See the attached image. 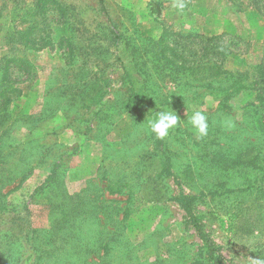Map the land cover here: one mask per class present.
I'll return each mask as SVG.
<instances>
[{
	"label": "rangeland",
	"instance_id": "rangeland-1",
	"mask_svg": "<svg viewBox=\"0 0 264 264\" xmlns=\"http://www.w3.org/2000/svg\"><path fill=\"white\" fill-rule=\"evenodd\" d=\"M176 2L0 0V264H213L194 222L216 264H264V0ZM226 51L250 88L218 106L196 63Z\"/></svg>",
	"mask_w": 264,
	"mask_h": 264
},
{
	"label": "trees",
	"instance_id": "trees-1",
	"mask_svg": "<svg viewBox=\"0 0 264 264\" xmlns=\"http://www.w3.org/2000/svg\"><path fill=\"white\" fill-rule=\"evenodd\" d=\"M213 36H210V37H213ZM228 54H232V53H230V51H226L224 59L219 63L212 64L209 61L196 63L197 69L199 68L200 70L204 71L205 69L208 68V69H211L212 71H214V73H212V80L210 79L209 81H205L204 84L211 87L212 89H217L220 91V93L218 95L215 94V96H217V98H218L217 99L218 100V106L219 105L224 106L227 102V99H229L231 96L235 95L236 93H238L239 91H241L243 89H249L250 88L249 85L244 83L245 82L244 81L245 76L242 73H239L238 71L228 70V69L224 68L223 63L225 62V59L227 58ZM217 74H218L220 79L218 81H216L218 85L215 86V85H213V82H214V79H215ZM201 79L205 80L206 77H200L197 80H201ZM259 91L257 88H255L256 95H259ZM157 111L160 112L161 109H157ZM206 118H207V121H208V119L211 118L210 113L206 115ZM217 136H218V132L215 131L214 127L209 126L207 135L202 136L200 138H201V140L202 139L205 140V138H207V140L204 141V145H205V148L206 147L209 148L213 144H218ZM248 143H251V144H254V146H257L256 141L247 140L246 142L244 141V142H240L236 145H231L228 148L231 151V150H235L237 148L239 149L243 145H247ZM218 145L219 146H217V147L219 149H222V145H220V144H218ZM15 151L16 150L6 151V153L4 155V159L1 158V161H4L5 163H7L9 154H13ZM158 156H160L163 159L165 165L166 164L168 165L169 155L165 149H163V148L159 149ZM242 160L243 161L245 160L244 155H243ZM9 167H10V164H7L6 168L9 169ZM3 169H5V166L1 165L0 171H2ZM194 226H195V229L197 230V232L199 234V237L203 243V246L205 247L207 260H209L213 264H216L215 256L213 253L212 243L203 236V234L201 233L200 228L196 222H194ZM112 233H114V231H112Z\"/></svg>",
	"mask_w": 264,
	"mask_h": 264
},
{
	"label": "clouds",
	"instance_id": "clouds-1",
	"mask_svg": "<svg viewBox=\"0 0 264 264\" xmlns=\"http://www.w3.org/2000/svg\"><path fill=\"white\" fill-rule=\"evenodd\" d=\"M175 7L179 10L185 8L182 0H177ZM189 123L194 132L199 136H205L208 132L207 118L200 111H194L188 118ZM180 118L175 111H160L154 119L148 121V128L151 133L155 134L156 138L163 139L169 133V130L178 124Z\"/></svg>",
	"mask_w": 264,
	"mask_h": 264
},
{
	"label": "crops",
	"instance_id": "crops-1",
	"mask_svg": "<svg viewBox=\"0 0 264 264\" xmlns=\"http://www.w3.org/2000/svg\"><path fill=\"white\" fill-rule=\"evenodd\" d=\"M209 25H211V28H217L218 31H209V32H204L203 34L207 36H213V35H218L224 32H230L231 30V24L227 22H222L219 23V21H214L211 22ZM215 25V26H214ZM234 59L233 54H228L227 58L225 59V62L223 63L224 68L228 70H234V68H239L238 66L232 65L231 60ZM239 70V69H237Z\"/></svg>",
	"mask_w": 264,
	"mask_h": 264
}]
</instances>
